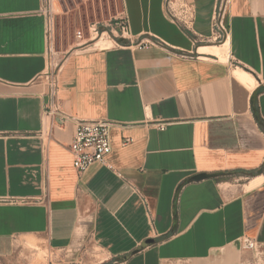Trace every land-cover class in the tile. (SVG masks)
Instances as JSON below:
<instances>
[{"label": "crops", "instance_id": "obj_1", "mask_svg": "<svg viewBox=\"0 0 264 264\" xmlns=\"http://www.w3.org/2000/svg\"><path fill=\"white\" fill-rule=\"evenodd\" d=\"M220 1L120 0L127 39L66 53L62 111L116 124L107 164L79 175L74 123L45 115L42 0H0V264H34L38 249L47 264H242L243 239L264 248V0H231L219 43Z\"/></svg>", "mask_w": 264, "mask_h": 264}, {"label": "built area", "instance_id": "obj_2", "mask_svg": "<svg viewBox=\"0 0 264 264\" xmlns=\"http://www.w3.org/2000/svg\"><path fill=\"white\" fill-rule=\"evenodd\" d=\"M57 0H42V14L46 19V35L49 43V52L52 54V39L55 31V20L57 16ZM231 0H221L214 18V40L222 42L230 37V29L226 24V15L229 12ZM117 28L112 30L118 33L121 39H127L129 33L128 20L125 17L118 19ZM93 32L98 35L96 27ZM78 39L82 40L83 35L79 33ZM93 40V39H92ZM122 41V40H120ZM144 44V43H143ZM154 43H145L143 46H152ZM53 64L50 65V70ZM57 69V66H55ZM49 83V102L45 110L46 117L50 120L52 127L63 129L67 124L74 123L75 132L70 143V151L73 157V166L79 175L86 173L95 164L106 165L107 158L112 152L111 130L115 123L109 121L80 120L69 116L61 109L58 99V79L56 70L46 74ZM163 129V125H160ZM131 141L126 139L123 144ZM134 192L141 197L148 214H151L147 200L139 189L133 187ZM242 248L247 251L258 252L261 248L255 239L245 238L242 241Z\"/></svg>", "mask_w": 264, "mask_h": 264}, {"label": "rangeland", "instance_id": "obj_3", "mask_svg": "<svg viewBox=\"0 0 264 264\" xmlns=\"http://www.w3.org/2000/svg\"><path fill=\"white\" fill-rule=\"evenodd\" d=\"M57 16L55 20V31L52 39V61L57 68L61 65L66 53L74 46L93 45L104 35L106 46L110 47L115 40L119 43L121 39L118 33L112 30L117 28L118 19L122 17L120 0H57ZM96 27L98 35L93 32ZM81 33L83 39L79 40ZM93 39V40H92ZM243 253L242 264H264V248L258 252L247 251L241 248ZM99 262L104 261L108 256L96 250ZM34 264H47L49 253L38 249L35 256H32ZM103 264H108L107 262Z\"/></svg>", "mask_w": 264, "mask_h": 264}, {"label": "water", "instance_id": "obj_4", "mask_svg": "<svg viewBox=\"0 0 264 264\" xmlns=\"http://www.w3.org/2000/svg\"><path fill=\"white\" fill-rule=\"evenodd\" d=\"M263 89H260V92H262ZM221 174H216V175H209V174H199L190 179V182H200L202 180L210 179V178H217L220 177ZM155 243V240L149 239L144 241V243L136 250L134 251L131 255L122 257V261H127L129 260L133 255L145 250L146 248L152 246Z\"/></svg>", "mask_w": 264, "mask_h": 264}, {"label": "bare ground", "instance_id": "obj_5", "mask_svg": "<svg viewBox=\"0 0 264 264\" xmlns=\"http://www.w3.org/2000/svg\"><path fill=\"white\" fill-rule=\"evenodd\" d=\"M202 52H208V51H212L214 53H220L222 55H224L225 50L223 48H221V50H217V48L213 49V50H209V49H202ZM226 58V56H225ZM244 84L248 85L250 88H252L255 85V82L253 80V78H251L250 76H247L246 74L242 73V72H237L235 74ZM255 87V86H254Z\"/></svg>", "mask_w": 264, "mask_h": 264}]
</instances>
